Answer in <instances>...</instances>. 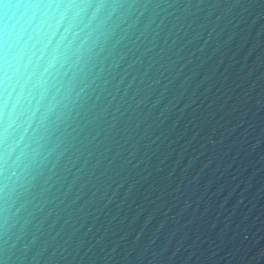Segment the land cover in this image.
Segmentation results:
<instances>
[{
	"label": "clouds",
	"instance_id": "clouds-1",
	"mask_svg": "<svg viewBox=\"0 0 264 264\" xmlns=\"http://www.w3.org/2000/svg\"><path fill=\"white\" fill-rule=\"evenodd\" d=\"M0 264H264V0H0Z\"/></svg>",
	"mask_w": 264,
	"mask_h": 264
},
{
	"label": "water",
	"instance_id": "water-1",
	"mask_svg": "<svg viewBox=\"0 0 264 264\" xmlns=\"http://www.w3.org/2000/svg\"><path fill=\"white\" fill-rule=\"evenodd\" d=\"M231 204V201L229 202V205Z\"/></svg>",
	"mask_w": 264,
	"mask_h": 264
}]
</instances>
